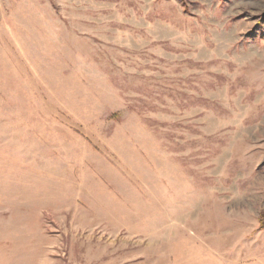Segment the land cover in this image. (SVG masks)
Wrapping results in <instances>:
<instances>
[{
	"label": "rangeland",
	"instance_id": "obj_1",
	"mask_svg": "<svg viewBox=\"0 0 264 264\" xmlns=\"http://www.w3.org/2000/svg\"><path fill=\"white\" fill-rule=\"evenodd\" d=\"M264 0H0V264H264Z\"/></svg>",
	"mask_w": 264,
	"mask_h": 264
},
{
	"label": "trees",
	"instance_id": "obj_2",
	"mask_svg": "<svg viewBox=\"0 0 264 264\" xmlns=\"http://www.w3.org/2000/svg\"><path fill=\"white\" fill-rule=\"evenodd\" d=\"M259 228L264 230V220L262 218H260Z\"/></svg>",
	"mask_w": 264,
	"mask_h": 264
}]
</instances>
